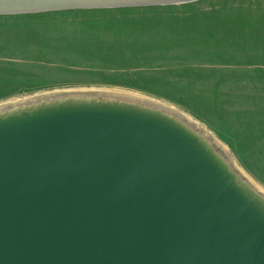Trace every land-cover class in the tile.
Segmentation results:
<instances>
[{
	"label": "water",
	"instance_id": "95a60500",
	"mask_svg": "<svg viewBox=\"0 0 264 264\" xmlns=\"http://www.w3.org/2000/svg\"><path fill=\"white\" fill-rule=\"evenodd\" d=\"M192 0H0V14ZM0 264H264V196L154 106L0 111Z\"/></svg>",
	"mask_w": 264,
	"mask_h": 264
},
{
	"label": "rangeland",
	"instance_id": "374dc122",
	"mask_svg": "<svg viewBox=\"0 0 264 264\" xmlns=\"http://www.w3.org/2000/svg\"><path fill=\"white\" fill-rule=\"evenodd\" d=\"M77 95L178 117L264 196V0L0 14V111Z\"/></svg>",
	"mask_w": 264,
	"mask_h": 264
},
{
	"label": "bare ground",
	"instance_id": "6f19581e",
	"mask_svg": "<svg viewBox=\"0 0 264 264\" xmlns=\"http://www.w3.org/2000/svg\"><path fill=\"white\" fill-rule=\"evenodd\" d=\"M251 181V180H250ZM262 191H264V190H262Z\"/></svg>",
	"mask_w": 264,
	"mask_h": 264
}]
</instances>
